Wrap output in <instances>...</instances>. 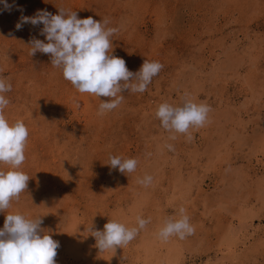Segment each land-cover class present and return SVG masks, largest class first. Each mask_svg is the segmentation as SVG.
<instances>
[{
	"label": "rangeland",
	"instance_id": "1",
	"mask_svg": "<svg viewBox=\"0 0 264 264\" xmlns=\"http://www.w3.org/2000/svg\"><path fill=\"white\" fill-rule=\"evenodd\" d=\"M7 4H0V78L12 88L4 115L29 130L19 170L30 179L0 211V230L8 214L42 217L41 229L60 244L56 264H264V0ZM59 9L118 28L112 54L131 72L145 59L162 70L144 93L124 90L116 109L98 115L110 98L78 92L50 54L29 55L32 38L47 42L43 24L16 29L22 17ZM186 96L211 107L191 140L155 116L159 104L181 105ZM110 156L135 158L137 168L121 173ZM9 168L0 163V171ZM146 174L147 187L137 182ZM180 208L194 232L159 238ZM138 216L150 223L134 240L99 252L88 229L102 231L112 219L136 227Z\"/></svg>",
	"mask_w": 264,
	"mask_h": 264
},
{
	"label": "clouds",
	"instance_id": "2",
	"mask_svg": "<svg viewBox=\"0 0 264 264\" xmlns=\"http://www.w3.org/2000/svg\"><path fill=\"white\" fill-rule=\"evenodd\" d=\"M7 10L11 5L7 0H0ZM33 26L43 24L40 35L45 36L46 43L32 38L29 55L37 51L50 54L51 65L62 69L64 79L80 93L96 97H108L107 102L99 105L98 115H104L116 109L124 100V90L133 93H144L153 77L162 70L158 61L144 60L138 72L133 73L126 67V62L112 54L111 37L119 31L108 27L109 21H97L92 17L79 19L76 11L59 9V14L52 15L38 11L32 17H22L16 24L20 30L23 24ZM131 78V82L130 81ZM11 84L6 78H0V163L10 166L8 171H0V211L9 208L13 199H19L26 192L30 177L19 168L26 159L25 148L29 130L22 120L10 124L4 115V109L10 101L4 93L11 91ZM79 107V105H77ZM211 111L205 101L196 102L186 96L181 105L163 102L155 112L160 126L168 132L186 134L192 139L190 129L203 127ZM175 139V135L170 137ZM166 147L172 151L173 145ZM110 167L121 173H133L138 165L135 158L122 159L119 156L109 157ZM153 181L151 175L138 179V183L147 187ZM42 217L28 219L22 214H8L4 227L0 230V264H56L58 241L45 234L40 225ZM150 223V218H136V227H127L118 220H109L103 230L88 229L96 240L100 253L113 251L128 245L136 238L139 231ZM194 227L185 209L180 208L179 218L169 217L158 231V237L168 240L171 236L184 239L191 235Z\"/></svg>",
	"mask_w": 264,
	"mask_h": 264
}]
</instances>
